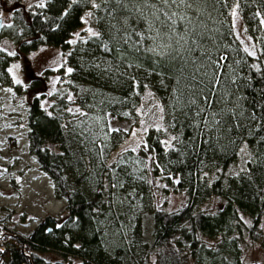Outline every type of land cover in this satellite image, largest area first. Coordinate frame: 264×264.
Returning a JSON list of instances; mask_svg holds the SVG:
<instances>
[{
  "label": "trees",
  "instance_id": "trees-1",
  "mask_svg": "<svg viewBox=\"0 0 264 264\" xmlns=\"http://www.w3.org/2000/svg\"><path fill=\"white\" fill-rule=\"evenodd\" d=\"M234 4L259 41L254 56L235 33ZM40 5L17 10L16 53L0 58V83L10 81L9 64L26 52L42 45L66 52L73 71L56 72L59 91L47 105L45 94L31 96L27 125L31 152L55 180L73 224L56 226L46 215L28 234L0 225V264H74V259L129 264L127 256H137L132 264H144L147 249H155L154 264H264L243 258L247 237L260 239L264 248V0H49ZM87 11L98 35L71 44ZM35 80L29 88L40 85ZM147 89L161 99L164 113V127H150L144 136L151 168L137 169L131 149L108 164V152L128 132H108L107 115L135 117ZM245 146L252 152L246 169L226 174ZM161 174L170 183L176 177L178 189L188 194L176 211L150 205L151 177ZM124 182L126 189L137 184L144 193L141 199L152 210L150 237L140 242L141 228L134 226L130 246L109 254L101 246V223L112 208V186ZM213 196L224 201L215 212L199 209ZM115 224L117 218L108 226ZM46 251H58L64 259L51 263L41 254Z\"/></svg>",
  "mask_w": 264,
  "mask_h": 264
},
{
  "label": "rangeland",
  "instance_id": "rangeland-1",
  "mask_svg": "<svg viewBox=\"0 0 264 264\" xmlns=\"http://www.w3.org/2000/svg\"><path fill=\"white\" fill-rule=\"evenodd\" d=\"M48 1L0 0L2 20L0 58L7 53H16L15 40L20 30L16 22L19 14L17 10H24L25 7L29 9L35 4H45ZM232 23L243 47L256 55L259 51V41L247 31L237 4L232 8ZM95 32L97 28L93 25L92 12L87 11L83 15L81 27L73 32L69 41L73 44L79 37ZM65 53L61 47L50 45H42L38 49L26 52L23 56L12 59L9 64L10 81L4 80L0 83V225L18 233L28 234L46 215H51L55 219L56 226L65 222L73 224L72 220L67 221L66 199L56 195L55 180L40 167L31 152L27 125L28 101L31 96L45 94L44 103L47 105L51 102L53 94L59 91L60 74L56 72L63 69L67 74L69 68L65 63ZM47 70H51V73L48 74ZM36 78L38 79L35 80ZM31 80L41 83L31 89L28 87ZM161 102L160 98L147 89L141 95L135 117L120 119L111 114L107 115L108 132H115L114 129L128 132V136L108 152V164L112 165L121 152L131 149L136 154L137 169L144 168L145 164L151 168L152 164L148 163L150 154L144 147V136L150 127H164ZM251 155V150L245 146L240 159L228 166L225 173H239L246 169L245 161ZM166 176L161 174L151 177V186L148 188L151 193L150 205L162 211H176L187 203L188 194L178 189L176 177L170 183ZM112 187L110 194L112 208L108 210L105 221L101 223L103 226L101 246L109 254L118 246H130L134 226L139 225V229L141 228L140 242L149 240L152 224V210H147V205L141 199L144 193L139 190L137 184L127 189L125 182ZM223 202L220 197L213 196L200 205L199 209L212 213ZM113 218H117V224L108 226ZM41 254L51 263L64 259L58 251H46ZM143 254L147 255L144 264L155 263V249H147ZM243 258L248 262H264V248L260 239L251 240L247 237L243 244ZM127 260L132 264L137 260V256L136 260L132 256H127ZM78 262L79 259L73 260L74 264Z\"/></svg>",
  "mask_w": 264,
  "mask_h": 264
},
{
  "label": "snow or ice",
  "instance_id": "snow-or-ice-1",
  "mask_svg": "<svg viewBox=\"0 0 264 264\" xmlns=\"http://www.w3.org/2000/svg\"><path fill=\"white\" fill-rule=\"evenodd\" d=\"M71 2H72V3H76V0H71ZM142 2H146V0H142ZM160 2H161L162 4H175V3H176V0H160ZM180 2H181V3H184L185 0H180ZM44 6H45L44 4H41V5H40V7H42V8H43ZM90 14H91V13H89V15H90ZM62 15L67 16V15H68V12L65 11V12L62 13ZM165 15H167V13H165ZM174 15H175V13H172V15L168 16V19H169V20H172V16H174ZM175 23H176V22H175L174 20H172V27H173V29H174V27H175ZM262 23H264V21H262ZM92 34H93L94 36H95V35H98L97 33H92ZM157 35H159V33H157ZM155 50H156L155 47H153V48L150 49V51H153V52H155ZM245 51H248V49L245 48ZM10 55H15V53H10ZM249 55L254 56L255 53H254V52H250ZM221 59H224V58L222 57ZM17 67H18V65H17ZM72 71H73L72 68H68V69H67V72H68V73H71ZM17 82H19V81H17ZM205 102L210 103L211 101L209 100L208 97H205ZM158 130H159V129H158ZM114 131H119V129H114ZM172 139L175 140L176 137H172ZM162 143H163L165 146H168V141H163ZM144 147L147 148L148 146L145 144Z\"/></svg>",
  "mask_w": 264,
  "mask_h": 264
},
{
  "label": "water",
  "instance_id": "water-1",
  "mask_svg": "<svg viewBox=\"0 0 264 264\" xmlns=\"http://www.w3.org/2000/svg\"><path fill=\"white\" fill-rule=\"evenodd\" d=\"M1 25H2V24H1V19H0V28H1Z\"/></svg>",
  "mask_w": 264,
  "mask_h": 264
}]
</instances>
